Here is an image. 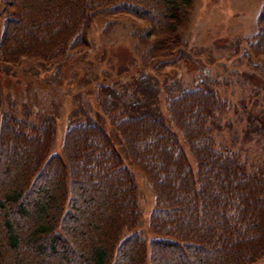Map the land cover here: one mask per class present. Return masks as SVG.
Returning <instances> with one entry per match:
<instances>
[{"label": "trees", "instance_id": "obj_1", "mask_svg": "<svg viewBox=\"0 0 264 264\" xmlns=\"http://www.w3.org/2000/svg\"><path fill=\"white\" fill-rule=\"evenodd\" d=\"M0 55L49 58L84 48L96 15L129 18L149 56L182 42L193 0H0ZM264 63V0L248 43ZM229 107L202 85L154 107L102 106L153 191L151 236L133 229L134 174L94 117L69 120L50 151L53 118L0 112V264H264V176L215 141L208 120ZM179 132V134L177 133ZM185 146H184V144ZM193 161V163L191 162Z\"/></svg>", "mask_w": 264, "mask_h": 264}, {"label": "rangeland", "instance_id": "obj_2", "mask_svg": "<svg viewBox=\"0 0 264 264\" xmlns=\"http://www.w3.org/2000/svg\"><path fill=\"white\" fill-rule=\"evenodd\" d=\"M260 3L193 0L182 42L170 56L151 58L125 15L114 19L101 14L91 20L84 48H65L46 59L23 57L17 63L0 55V112L13 111L32 121L51 116L52 152L60 150L69 120L91 116L105 125L137 185L139 219L133 229L148 239L152 188L129 159L102 106L123 112L130 103L155 107L174 128L167 117L168 96L191 85L216 89L229 107L208 120L215 141L239 150L247 168L264 176V63L248 45ZM3 17L0 2V32Z\"/></svg>", "mask_w": 264, "mask_h": 264}]
</instances>
